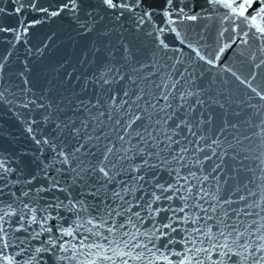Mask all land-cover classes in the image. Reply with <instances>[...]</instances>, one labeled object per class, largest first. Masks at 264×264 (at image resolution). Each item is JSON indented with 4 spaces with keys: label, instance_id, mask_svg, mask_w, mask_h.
I'll return each mask as SVG.
<instances>
[{
    "label": "water",
    "instance_id": "95a60500",
    "mask_svg": "<svg viewBox=\"0 0 264 264\" xmlns=\"http://www.w3.org/2000/svg\"><path fill=\"white\" fill-rule=\"evenodd\" d=\"M114 2L0 0V136L57 94L135 66L210 67L264 85L258 8L242 17L239 0Z\"/></svg>",
    "mask_w": 264,
    "mask_h": 264
},
{
    "label": "snow or ice",
    "instance_id": "6c2138e0",
    "mask_svg": "<svg viewBox=\"0 0 264 264\" xmlns=\"http://www.w3.org/2000/svg\"><path fill=\"white\" fill-rule=\"evenodd\" d=\"M103 3L110 8L117 6L114 0H103ZM261 5H264V0H239L236 3V8L239 9L238 14L242 17L249 9L256 10L257 8L259 10L256 11V16H261L264 14V6ZM225 6L233 7L232 4L227 2H225ZM248 14L251 15L250 12ZM256 16L252 17L253 22H255ZM196 18V16L189 17L191 20ZM258 31L264 34V29H258ZM209 63H212V61H209ZM104 83L107 84L109 81L105 79ZM163 98L165 101L168 99L167 96ZM181 99H183V95H181ZM139 119L140 117L136 116L128 127L131 128L132 124ZM168 119H171V117H168ZM181 126L188 127V131L195 135L186 120L177 123L176 129H180ZM136 135L140 137L139 132ZM166 138L170 142L168 145L170 150L173 144L180 143L179 140H173L170 135ZM120 139L124 140V136H121ZM37 143H40V141H37ZM44 143H48V141L45 140ZM84 147L83 144H80L75 151L79 152ZM152 147H159V145L154 144ZM107 151L110 153L112 149L109 148ZM128 151H132V149L129 148L125 152V159H127ZM179 151L183 153L186 150L181 148ZM153 156L156 157L157 162L155 163L150 162ZM136 157H139L141 163L131 168L133 172H140L143 168H161L165 163H171L168 157L162 158L159 151L155 153L145 151L144 148L139 147V143L133 153V159ZM171 159L175 160L176 157L173 156ZM180 159L183 161V157H180ZM62 163L68 165L73 172L77 171V168L72 166L68 156H64ZM216 167H219V165ZM83 171L87 172L90 169H84ZM99 172L103 173L108 181L112 180L104 167H100ZM77 175L79 176V173ZM175 175L178 178L175 184L169 181L165 185L159 179H156L155 189L162 194L171 193V195H157L156 191H153L151 193L153 199L147 203V207L144 209L148 213L147 219L141 214V211H133L134 208L139 209L142 206L139 203L133 204L131 200H125V197L119 191L113 193V203H115L117 197L120 201L119 204H116V207L109 205L103 213L97 208L94 210L95 214L89 212L87 217L80 216V213L88 211V208L79 200L74 202L66 197L68 199L67 205L63 200L54 205L49 204L47 208L55 207L57 210L70 212L79 221L67 228L63 227L62 224L51 223L53 219H63L59 216V212L54 217L52 213L47 211V208L30 207L28 204H24L19 213L8 212L0 215V221L4 223H8L4 220V216L16 217L17 227L15 231L27 234L23 239L17 237L19 244L14 245L19 249L17 255L21 259L15 261L13 258L8 257L6 258L7 264H33V262L35 264H42V262L43 264H64L65 261H76L79 252L84 248L96 249L98 255L103 251L104 254L100 255V259L112 261V264H116V259L120 260V264H129L130 261L157 264V260L150 257L155 256L156 253H161V249L170 255L161 253L163 259L160 264H248L249 261L250 264H264V243H257V241H264V223L258 224L254 231L250 232L249 229L253 227V224H257L256 221L242 229L241 224L243 221L239 220V213H237L236 221L232 220L229 209H224L222 213L217 214V207L223 208V204L230 205L232 203L230 200H224L223 204L218 203L216 206H212V214H209V209L199 202L205 199V195L199 190L197 193H192L193 186L191 184L186 187L185 184L179 183L181 179L187 182L188 177H181L179 172H176ZM191 175L195 176V173H191ZM138 179L144 180L145 177L140 175ZM204 179H207V177ZM51 187L64 191L63 188L59 187V181H54ZM182 189L192 196V204L187 202V196H176V193L181 192ZM176 199L182 201L179 206L169 203L166 208L153 207L161 200L172 202ZM189 208L195 211L189 212ZM161 211L171 212L172 215H166L162 220L156 221V217L159 216ZM241 212L244 215H251V213L244 212V209H241ZM181 213L184 215H180ZM165 220L167 222H164ZM149 221H151L149 227L141 231ZM33 225H37V227L34 228ZM81 229L85 231H81ZM117 233H119V236H117ZM174 233L176 235H173ZM255 233H260L257 235L256 241L252 240ZM0 234H2L0 235V241H3L4 236L8 234L3 223H0ZM64 237H70L73 240L78 239L79 249H77L76 244L69 247V242L64 240ZM92 237L95 239H91ZM33 241H38V245H33ZM105 244L107 248H104ZM177 245H179V250L176 248ZM8 246L6 242L3 243V248ZM2 250L0 248V254H2ZM108 252H111V255H108ZM25 253H27V257H25ZM171 255L178 257V259L172 260ZM91 264H96V261H92Z\"/></svg>",
    "mask_w": 264,
    "mask_h": 264
}]
</instances>
